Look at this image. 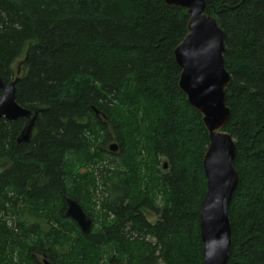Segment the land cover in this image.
I'll use <instances>...</instances> for the list:
<instances>
[{
    "label": "trees",
    "instance_id": "1",
    "mask_svg": "<svg viewBox=\"0 0 264 264\" xmlns=\"http://www.w3.org/2000/svg\"><path fill=\"white\" fill-rule=\"evenodd\" d=\"M205 1L231 75L227 264H264V0ZM187 20L162 0H0V80L39 110L28 143L0 120V264H203L208 134L173 57ZM66 197L100 226L83 234Z\"/></svg>",
    "mask_w": 264,
    "mask_h": 264
},
{
    "label": "water",
    "instance_id": "2",
    "mask_svg": "<svg viewBox=\"0 0 264 264\" xmlns=\"http://www.w3.org/2000/svg\"><path fill=\"white\" fill-rule=\"evenodd\" d=\"M169 7L186 11L187 33L173 50L180 69L178 88L187 103L201 115L208 134V145L202 158L206 191L200 203L199 235L202 242L203 264H227L231 245L228 207L239 183L233 166L235 144L224 131L231 117L226 105V88L231 75L224 66V31L221 24L207 11L205 0H162ZM18 73V72H17ZM0 80V120L12 122L24 119L25 124L16 138L18 144L28 143L39 110L20 106L15 100V84ZM118 146L112 142L110 152ZM65 217L74 221L83 234L92 230V220L72 197L65 198ZM42 264H51L43 258Z\"/></svg>",
    "mask_w": 264,
    "mask_h": 264
},
{
    "label": "rangeland",
    "instance_id": "3",
    "mask_svg": "<svg viewBox=\"0 0 264 264\" xmlns=\"http://www.w3.org/2000/svg\"><path fill=\"white\" fill-rule=\"evenodd\" d=\"M16 66V64L14 65V67ZM19 72V71H18ZM112 141H110V143H111ZM108 160H106L105 161V159H104V164H106V162H107ZM163 161V160H162ZM162 161H161V163H162ZM164 162V161H163ZM165 166V165H164ZM166 168V167H165ZM97 191H95L96 192V195H95V199H98V204H99V199L101 200V194H100V190H101V182H100V180L99 181H97ZM96 209H98V207H96ZM98 219V221H96V223H92V229L95 227V228H98L99 226H100V220L99 219H101L100 217L99 218H97ZM94 228V229H95Z\"/></svg>",
    "mask_w": 264,
    "mask_h": 264
},
{
    "label": "bare ground",
    "instance_id": "4",
    "mask_svg": "<svg viewBox=\"0 0 264 264\" xmlns=\"http://www.w3.org/2000/svg\"><path fill=\"white\" fill-rule=\"evenodd\" d=\"M128 111H129V110H128ZM126 115H127V114H126ZM122 120H124V119H122ZM125 128H126V127H125ZM125 130H126V129H125ZM133 132H134V131H133ZM125 136H126V134H125ZM127 136H128V135H127ZM127 136H126V137H127ZM134 137H135V136H134ZM134 137H133V138H134ZM123 141H124V140H123ZM129 145H130V144H129ZM149 146H150V145H149ZM151 161H152V160H151ZM136 168H138V167H136ZM173 170H174V169H173ZM133 194H134V193H133ZM133 196H134V195H133ZM132 198H133V197H132ZM129 200H131V199H129ZM131 204H132V203H131ZM105 219H106V218H105Z\"/></svg>",
    "mask_w": 264,
    "mask_h": 264
}]
</instances>
